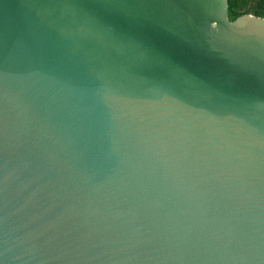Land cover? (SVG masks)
Here are the masks:
<instances>
[{
  "label": "water",
  "instance_id": "obj_1",
  "mask_svg": "<svg viewBox=\"0 0 264 264\" xmlns=\"http://www.w3.org/2000/svg\"><path fill=\"white\" fill-rule=\"evenodd\" d=\"M229 0H0V264H264V17Z\"/></svg>",
  "mask_w": 264,
  "mask_h": 264
},
{
  "label": "trees",
  "instance_id": "obj_2",
  "mask_svg": "<svg viewBox=\"0 0 264 264\" xmlns=\"http://www.w3.org/2000/svg\"><path fill=\"white\" fill-rule=\"evenodd\" d=\"M229 4L230 18L233 20L246 13L264 17V0H258L257 4L251 7L249 0H229Z\"/></svg>",
  "mask_w": 264,
  "mask_h": 264
},
{
  "label": "rangeland",
  "instance_id": "obj_3",
  "mask_svg": "<svg viewBox=\"0 0 264 264\" xmlns=\"http://www.w3.org/2000/svg\"><path fill=\"white\" fill-rule=\"evenodd\" d=\"M258 0H249V6H255L257 4ZM253 14V13H252Z\"/></svg>",
  "mask_w": 264,
  "mask_h": 264
}]
</instances>
